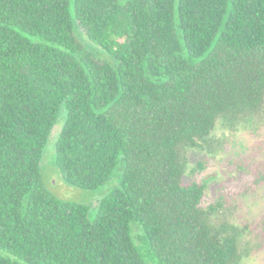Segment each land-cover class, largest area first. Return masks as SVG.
I'll list each match as a JSON object with an SVG mask.
<instances>
[{
    "label": "trees",
    "instance_id": "obj_1",
    "mask_svg": "<svg viewBox=\"0 0 264 264\" xmlns=\"http://www.w3.org/2000/svg\"><path fill=\"white\" fill-rule=\"evenodd\" d=\"M61 109L64 180L97 189L123 160L93 220L42 182ZM263 122L264 0H0V264H243L261 241L184 178Z\"/></svg>",
    "mask_w": 264,
    "mask_h": 264
},
{
    "label": "rangeland",
    "instance_id": "obj_2",
    "mask_svg": "<svg viewBox=\"0 0 264 264\" xmlns=\"http://www.w3.org/2000/svg\"><path fill=\"white\" fill-rule=\"evenodd\" d=\"M121 3L127 0H119ZM76 34L87 48L99 58L109 59L99 46L87 42L81 29ZM66 112L61 109L55 125L45 142L39 161L40 173L45 189L64 201L86 204L89 207L88 218L93 220L97 214L99 202L113 189L120 187L123 174V160L118 158L110 178L97 189H83L64 180L55 162V144L64 124ZM227 145L215 156L190 151L188 171L197 161H203V168L193 175H185V180H206L207 189L201 204H207L222 198L225 204L235 208V223L249 224L250 238L261 241L260 249L243 260V264H264V122L256 129L239 128L228 138ZM131 235L136 244L143 235L140 226L131 224ZM139 242V243H138ZM143 251L145 249V246Z\"/></svg>",
    "mask_w": 264,
    "mask_h": 264
}]
</instances>
